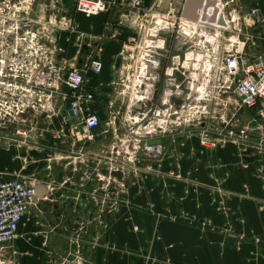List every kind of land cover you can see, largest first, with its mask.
Here are the masks:
<instances>
[{
  "label": "crops",
  "instance_id": "1",
  "mask_svg": "<svg viewBox=\"0 0 264 264\" xmlns=\"http://www.w3.org/2000/svg\"><path fill=\"white\" fill-rule=\"evenodd\" d=\"M102 1L115 7L86 17L75 10L74 0H58L57 10L47 11L52 19L72 22V29L55 32L63 50L53 64L57 78L63 80L69 68L83 66L93 56L102 64L101 73L88 78L102 122L93 140L74 143L57 137L55 126L42 116L28 127L27 141L14 135V126L0 127V179L29 177L43 186L41 198L33 200L19 225L22 250L47 239H33L34 228V234L50 230L52 245L66 240L82 250L70 255L75 264H264V126L253 112L238 115L239 123H252L244 144L228 142L208 150L197 134L179 129L162 138L160 159L139 153L132 166L124 164L130 173L120 171L107 181L106 160H117L108 104L114 102L115 110L124 112L126 98H117L116 83L128 72L123 48L136 32L126 17L136 10L131 0ZM257 1L251 8L264 13V2ZM153 2L144 1L139 20L149 15ZM242 2L246 0L237 4ZM162 5L155 11H181L180 5L169 4L165 11ZM239 7L236 17L243 11ZM255 31L263 38L259 27ZM261 44L248 48L249 58L264 53ZM213 109L227 113L221 98ZM142 111L136 106L126 116L135 118ZM45 261L42 256L40 264Z\"/></svg>",
  "mask_w": 264,
  "mask_h": 264
},
{
  "label": "built area",
  "instance_id": "2",
  "mask_svg": "<svg viewBox=\"0 0 264 264\" xmlns=\"http://www.w3.org/2000/svg\"><path fill=\"white\" fill-rule=\"evenodd\" d=\"M74 1L75 10L86 17L115 7L102 0ZM144 1L131 0L130 7L136 11L126 17L136 36L125 44L122 58L128 60L126 69L133 79L116 83L123 89L117 98L125 97L126 81L133 98L124 115L115 110L114 102L108 104V124L116 126L111 150L117 160L106 162L107 181L120 171L121 162L131 165L139 153L160 159L162 138L179 129L185 135L197 134L203 148L214 150L224 143L249 141L252 123H239L241 112H253L264 126V53L254 58L247 53L254 37L264 40L248 34L255 24H264V13L251 8L237 18L233 6L242 0H210L209 6L199 10L198 21L192 22L184 20L181 11H155L169 0H154L151 12L141 21ZM46 2L0 0V127L14 126V135L27 141L28 127L42 116L55 126V136L74 143L91 142L102 122L88 78L98 76L102 64L93 56L83 66L69 68L63 80L55 76V56L63 53L55 32L72 29V22L52 19L47 11H56L59 2ZM209 10L212 17L207 20L203 13ZM221 19L224 27L219 26ZM172 41L179 45L175 52L168 50ZM219 98L226 114L214 113ZM136 106L143 110L140 115L125 116ZM152 141L159 144L149 145ZM36 186L37 181L29 177L0 179V264H10L4 252L18 236Z\"/></svg>",
  "mask_w": 264,
  "mask_h": 264
},
{
  "label": "rangeland",
  "instance_id": "3",
  "mask_svg": "<svg viewBox=\"0 0 264 264\" xmlns=\"http://www.w3.org/2000/svg\"><path fill=\"white\" fill-rule=\"evenodd\" d=\"M257 2H258L257 0H252L251 2L246 0V2H242L240 5L242 6L243 11H241V13L237 16V18L242 17L246 13L244 11L245 9L247 10L248 8L256 7ZM240 5H238L236 3V6L235 5L234 6L237 9V8H240L239 7ZM228 13H230V12L228 11ZM236 15H237V12H236ZM235 25L236 24H234V26ZM238 27L239 26L237 25L235 32H237ZM258 27L260 30H262V33L259 32L260 35L262 34L261 36L264 38V24H255L254 26L251 27V29L249 28L248 34L250 36L254 37V32H256L255 28H258ZM262 41L263 40H258V38L254 37V40H251L249 42L248 46L251 48L252 44H255V46H257V45H260L262 43L261 45H263L264 42H262ZM167 46H168V44H167ZM178 46L179 45L177 44V42L172 41V43H169V47H168L169 52H175L176 48ZM132 65H133L132 62H130L129 67H132ZM130 73L131 72L128 71L126 74H124L121 77V80H130V82H131V80L133 78H131ZM125 84L129 87V89H127L124 93V96L126 98V103H125V108H126L127 103H129L130 99L133 98L132 97L133 93L131 91V85L128 84L127 81ZM116 87H117L116 92L123 91V89H121V87L119 85H117ZM201 104H203V103H201ZM125 108H124V113L126 111ZM124 113H123V115H124ZM126 115H128V114H126ZM249 116H252V114L249 113ZM106 162H107V160H106ZM124 164L125 163L122 162V164L120 165L121 167L118 170L123 172V174L130 173L131 170L127 171V169H125V167H124ZM128 165L132 166L130 164H128ZM105 167L109 168L108 165H105ZM120 171L118 173H120ZM105 177L107 179V174L105 175ZM27 218H30V220H32L34 218V216H27ZM34 221H36V220H33V222ZM31 232H32L31 235H32L33 239L35 237H42L41 235H43L44 238L47 237V239H48V236H50V230H43L41 233L34 234V228H32L30 233ZM20 239H21L20 236H19V238L17 236L14 243L4 252L5 253L4 257H5L6 261H8L10 264H25V259L29 260V262H27V264H34V261H33L34 259L37 260L36 264H40V258L42 256L47 257V261L43 262L44 264H75V262L73 263L71 261V259L69 258V257H71L70 255H74V253H82V250H80L78 248L74 249L73 245L67 244L66 240H63V244L52 245L49 243V241L47 239H44V242L48 241L46 244H44V242L42 244H40V243L38 244V242L29 244L28 250L26 252H24V250H22L23 249V243L20 242ZM19 244L21 245V247H19Z\"/></svg>",
  "mask_w": 264,
  "mask_h": 264
},
{
  "label": "water",
  "instance_id": "4",
  "mask_svg": "<svg viewBox=\"0 0 264 264\" xmlns=\"http://www.w3.org/2000/svg\"><path fill=\"white\" fill-rule=\"evenodd\" d=\"M162 9L165 11L167 9V6L169 4L173 5L174 7L176 5H180L181 6V17L184 19H187L189 21L192 22H196L198 21V12L199 10L204 6H209L210 0H169V1H165L162 3ZM162 10V11H163ZM163 13V12H162ZM219 26L224 27L225 23L223 22V20L221 19L219 22ZM164 86V83H163ZM159 141H152L149 142V145H158ZM43 186H37L35 188V196H34V200H39L41 198V191H42Z\"/></svg>",
  "mask_w": 264,
  "mask_h": 264
},
{
  "label": "bare ground",
  "instance_id": "5",
  "mask_svg": "<svg viewBox=\"0 0 264 264\" xmlns=\"http://www.w3.org/2000/svg\"><path fill=\"white\" fill-rule=\"evenodd\" d=\"M203 16H204V18L205 19H207V20H210V18L212 17V13H211V10H209L207 13H203ZM190 34V33H189ZM207 43L208 42H210V39H207V41H206ZM202 90H200V92H201Z\"/></svg>",
  "mask_w": 264,
  "mask_h": 264
}]
</instances>
